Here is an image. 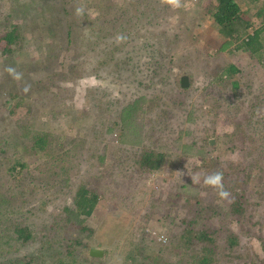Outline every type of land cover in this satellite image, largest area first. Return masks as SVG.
<instances>
[{
    "label": "trees",
    "instance_id": "trees-1",
    "mask_svg": "<svg viewBox=\"0 0 264 264\" xmlns=\"http://www.w3.org/2000/svg\"><path fill=\"white\" fill-rule=\"evenodd\" d=\"M100 1L105 6L108 4V7L100 9L95 16L85 10L83 0H44L43 3L42 0H12L15 4L13 11L6 14L10 17L12 12L22 13L26 18H35L38 9L48 8L47 31L56 41L45 45L49 54L44 62L49 69L58 66V80L77 70L84 74L92 65L96 66V63L99 67L110 65L109 59L114 61L111 67L115 69L123 63L121 56L138 46L147 51V55L160 56V63L171 66L176 58L183 57L185 60L192 53L190 50L179 52V49H172L178 47L172 41H182L189 28L188 15L182 16L187 6L184 4L185 0H179V7L169 4L167 0ZM1 7L2 3L0 11ZM78 7L83 8L80 15L76 14ZM205 7L203 12L209 19V25L222 34L225 42L234 44V51L251 55V68H244L246 72L233 63L215 79L220 84L219 90L214 81H208L205 88L215 100L212 107H219L232 124L233 130L219 133L215 126L204 127L191 140H185L186 136H177L173 140L177 145L173 151L176 152L174 156L163 148L137 146L134 150L131 148L134 152L130 155L123 154L119 162L115 161L116 167L119 164L121 166L118 173L120 178L133 177L136 171L154 172L164 168L170 169L171 176H174L177 169L174 168L191 148L199 151L196 155L206 165H197L190 169V173L180 171L177 179L170 180L175 191L170 190L166 198V194H158L152 198L155 208L165 210L158 220H168L171 233L167 243L157 244L161 254L153 256L154 261L143 262L146 258L143 257L146 247L144 244L137 251L139 255L135 251L128 252L127 264H264V215L257 216L253 208L256 201H249L251 185L264 195V0H207ZM7 20L8 18L5 22ZM141 22L146 31L142 34L137 29ZM11 25V30H0L2 61H12L13 54L21 46L19 29L23 23L14 22ZM188 35L191 36L190 31ZM120 39L125 41L124 44H120ZM144 39L147 42L142 44ZM38 64L31 66L36 67ZM9 77L11 76L7 72L0 73V86ZM241 77L247 78L249 83ZM41 83L39 79L31 84ZM40 86L44 87L43 84ZM53 86L55 88L49 86V90L57 95L58 100L53 99L50 109L56 112L54 105H58L59 114L64 106L61 102L69 98L62 92L68 87H61L59 82ZM180 88L182 91L188 90L181 86L176 89ZM227 91L232 93V97L227 96ZM20 94L19 90H14L9 95L7 93L9 101L6 96L0 97V128L3 126V119L6 121L5 112H14L22 103H25L27 113L32 110L33 95L29 94L24 98ZM169 97L173 105L181 99L178 90ZM6 102L13 106L9 107ZM85 102L86 99L81 104L84 105ZM128 108L132 109L126 107L118 113L122 119L117 123V129L134 121L135 118L132 117L131 121L128 118L127 112L131 111ZM10 119L12 120L5 132L0 130V147L13 148V155L6 166L7 175H0V264H84L95 260L103 261L101 257L87 252L83 256V263L74 257L66 261V255H71L76 245H66L60 240L54 242L56 234L62 236L58 239L66 238V235L59 233L68 225L90 232L92 226L87 224L86 219L94 215L97 209L102 194L99 187L104 186V178H109V186L120 183L115 174L116 167L106 173L103 164L106 157H100V148L90 138L96 122L90 123L91 129L75 134L65 131L56 134L52 130L31 128L20 119ZM97 128L96 135L99 134ZM212 137L215 142L211 141ZM101 143L105 146L107 144ZM181 143L183 151H180ZM24 149H31L34 155L42 159L41 162L31 171V178L26 175L16 185L10 183L4 186V177L21 175L31 167L22 155ZM228 152L232 154L229 157L225 155ZM87 156H91L93 160H88ZM95 157L103 162L102 168L96 169ZM215 172L223 173L224 188L230 193L227 199L220 198L217 190L204 184L205 177ZM112 181L117 183L113 184ZM109 191L115 193V189L110 188ZM49 193L57 201L61 199L60 194L70 195L71 201L59 207L58 220L52 218V221H39L41 214L49 217L47 209L42 206ZM37 199L39 202H35ZM179 201L186 204L181 205L184 211L178 210L175 216L168 214L169 209H173L176 203L178 206ZM223 204L227 207L223 208ZM72 214L77 218L78 224L70 219ZM146 230L145 234H149L150 231ZM254 239L260 243L261 252L254 250ZM152 240L158 242L157 237ZM59 243L63 244L58 245ZM32 249L35 250L31 253Z\"/></svg>",
    "mask_w": 264,
    "mask_h": 264
},
{
    "label": "rangeland",
    "instance_id": "rangeland-1",
    "mask_svg": "<svg viewBox=\"0 0 264 264\" xmlns=\"http://www.w3.org/2000/svg\"><path fill=\"white\" fill-rule=\"evenodd\" d=\"M83 1L82 6H85V10L91 16L97 15L100 9L108 7V4L105 6L104 2L102 3L100 0ZM43 2L44 0H42ZM0 3L3 4L0 11V30L6 28L11 30V24L14 22L23 23L19 29L22 36L21 46L13 54L12 61L0 60V73L3 74L7 67H12L22 73V79L16 81L12 77L5 78L3 85L0 86V97L6 96L8 100L7 93L9 95L14 90H19L22 93L20 95L24 98L25 96L28 97L29 94L33 95L31 98L32 110L29 113L26 112L25 103L17 107L14 112L3 111L6 114V121L3 119L1 131L5 132L8 123L12 120L10 118L20 119L23 123L30 125L31 128L52 130L56 134L63 131L75 134L78 131L91 129L90 123L96 122L90 138L98 146V149L100 148L99 153L102 155L100 157H106V162H99L96 157L94 162L96 169L102 168L103 163L107 173L111 168L117 166L116 162H119L118 160L123 154L130 155L137 146L163 148L174 156L176 152L173 151L177 145L174 144L173 140L179 135L186 136L185 140L188 141L204 127L215 126L219 133H227L233 130L232 124L219 110V107L218 109L212 107L215 100L205 88L208 81H214L217 84L215 79L233 63L242 70L251 68V55L234 51L235 45L226 43L222 34L215 27L209 25V19L203 12L207 0H185L184 2L187 6L184 8L185 14L182 16L188 15L189 28L182 41L176 39L172 41L178 45L177 48L173 47L172 49H179V52L182 50L192 51L187 59L176 58L172 66L167 65L160 63V56L147 55V51L138 46L129 50L128 54L120 55V60L123 63L115 69L111 67L114 61L109 59L110 65L106 64L99 67V64L96 63V66L92 65L84 74L81 70H77L67 73L65 77L61 76L62 80H58V73H56L58 66L49 69L44 62V58L49 54V51L44 48L45 45L50 41H56L51 38L47 31L48 8L38 9L35 18H26L22 13L15 14L14 12L11 13L12 16L7 17L6 13L10 10L13 11L15 4L12 0H0ZM174 8L177 11V8ZM179 12L180 10H178ZM6 17L8 20L5 22ZM174 21L173 25L176 26ZM141 23L137 27L140 34L145 31L143 22ZM189 31L191 36L188 35ZM154 36L158 39L157 35ZM120 40V44H124L125 41ZM146 42L147 39L141 41L142 44ZM248 63L250 65L246 68ZM36 64H38L36 67L31 66ZM170 66L172 68L169 70ZM183 76L187 77L186 86H183ZM39 79L42 81L41 84H31ZM241 79L249 83L247 78L241 77ZM58 82L61 87H68L62 92L63 95L69 97L61 102L64 103V106L59 114L58 105H54L57 109L56 112L50 109V105L54 103L53 99H58L56 98L57 95H53L49 90L50 87L55 88L53 85H58ZM42 84L43 88L40 86ZM219 85L217 84L218 90L220 89ZM69 86H73L74 89ZM178 86L186 87L185 89L188 90L176 89ZM25 87H28L27 92L24 91ZM176 90H178L181 101L178 100L176 105H173L169 96H172ZM226 94L232 97L230 91H227ZM84 99L87 102L82 105ZM19 100L17 99V101ZM6 103L9 107L13 106L12 103ZM126 107H132V109L128 108L131 111L127 112L130 121L132 117L135 119L129 125L117 129L119 127L117 123L122 119L118 113ZM125 117L127 118V116ZM96 128L99 131L98 135L95 134ZM115 130H117L116 133ZM100 141L106 142V146ZM211 141L215 142V138L212 137ZM183 147L181 143L180 151H183ZM2 149L4 150L2 151ZM12 149L5 146L0 147V153H2L0 157H3L0 158L2 160L0 175L6 173V166L13 155ZM23 151L22 155L26 157L31 167L25 169L21 175L4 177V186H8L10 183L16 185L20 178L26 175L31 178L33 175L31 171L33 172L41 162L42 159L38 155H34L31 149H24ZM185 153L187 154L180 159L179 164L174 168H177L174 171V176H171L170 169L164 168L154 172L136 171L134 172L135 175H132L133 177L120 178L118 173L121 171V166L119 164L115 174L118 175L120 183L117 186H109V178L107 180L104 178V186L99 187L102 194L97 209L94 215L86 219L87 224L92 226L90 232L68 225L59 233V235H66V238L58 239L62 236L57 234L54 236V242L60 240L66 245H76L72 254L66 255L65 260H71L74 257L83 263L85 252L92 255L91 250L99 249L102 251V255L99 257L103 261L95 260L84 264H127L128 252L135 251V254L139 255L137 251L140 250V246L146 244L143 250V257L146 258L143 262L154 261L153 256L161 254L157 249L159 248L158 245L167 243L171 229L169 230L168 220L162 218L158 220L159 215L163 214L165 210L159 207L155 208L156 205L152 203V198L158 194H166V198L169 191L174 190L170 180L177 179V174L180 171H189L188 173H190V169L197 165L206 166L196 155L199 154V151H193L191 148ZM225 155L229 157L232 154L228 152ZM88 160H93V158L90 156ZM184 168L185 170H183ZM123 172L125 173V171ZM115 181H112L113 184L117 183ZM110 188L115 189V193L110 192ZM249 191H251L249 201H256V205L253 207L255 214L260 217L263 216L264 195L254 185L249 187ZM59 196L61 199L57 201L52 198L50 193L47 194L44 198L46 201L42 206L47 209L49 217L41 214L38 218L39 221L58 220L59 207L71 201L70 195L60 194ZM35 202H39V199ZM181 205L186 204L179 201L178 206L176 203L173 209H169L168 214L175 216L178 210L183 212L184 208ZM187 207L189 209V203H187ZM222 207L227 206L223 204ZM70 219L78 224V220L73 214ZM145 229L150 233L145 234ZM155 237L158 238L156 243L152 240ZM60 244L63 243L58 245ZM252 244L256 252H261L260 243L256 239L252 240ZM33 250L35 249H32L31 253L34 252Z\"/></svg>",
    "mask_w": 264,
    "mask_h": 264
},
{
    "label": "clouds",
    "instance_id": "clouds-1",
    "mask_svg": "<svg viewBox=\"0 0 264 264\" xmlns=\"http://www.w3.org/2000/svg\"><path fill=\"white\" fill-rule=\"evenodd\" d=\"M169 4H172L176 7H179V0H167ZM83 12L82 7L76 8V14L80 15ZM5 71L16 81H19L22 79V73L16 71L15 68L7 67ZM24 91H28V87L24 88ZM204 184L206 186L212 187L213 189L217 190V194L222 199H227L230 193L225 190L223 185V173L222 172H215L211 175H208L204 179Z\"/></svg>",
    "mask_w": 264,
    "mask_h": 264
},
{
    "label": "water",
    "instance_id": "water-1",
    "mask_svg": "<svg viewBox=\"0 0 264 264\" xmlns=\"http://www.w3.org/2000/svg\"><path fill=\"white\" fill-rule=\"evenodd\" d=\"M186 81H187V77L183 76V78H182L183 86H186V84H185ZM91 254L92 255H96V256H101L102 255V251L99 250V249H93V250H91Z\"/></svg>",
    "mask_w": 264,
    "mask_h": 264
}]
</instances>
